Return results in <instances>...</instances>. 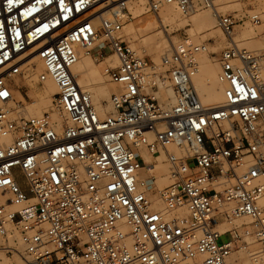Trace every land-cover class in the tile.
<instances>
[{"label": "built area", "instance_id": "1", "mask_svg": "<svg viewBox=\"0 0 264 264\" xmlns=\"http://www.w3.org/2000/svg\"><path fill=\"white\" fill-rule=\"evenodd\" d=\"M145 1L153 14L212 11L226 39L218 106L194 88L206 45L174 46L157 69L121 35L132 18L126 0H0V253L12 264H239V251L264 264V44L233 40L264 12ZM30 54L43 66L37 82L56 86L58 121L10 114L12 79ZM80 56L104 63L102 75L122 87L105 116L76 82ZM160 157L163 189L152 173Z\"/></svg>", "mask_w": 264, "mask_h": 264}, {"label": "bare ground", "instance_id": "2", "mask_svg": "<svg viewBox=\"0 0 264 264\" xmlns=\"http://www.w3.org/2000/svg\"><path fill=\"white\" fill-rule=\"evenodd\" d=\"M126 1L127 3H129L133 0H126ZM219 2L222 5H228V1L226 0H220V1L216 0L215 5L216 3L219 4ZM145 4H146L145 0H135V2H133L132 7L129 8V11L134 17L138 18L142 16V14L144 13ZM217 6H216L217 11L221 12L222 9H220L221 10L220 11L218 9L219 7L217 8ZM179 15L181 14L173 6H165L158 12V16H157L158 18L148 19L145 23L144 21L143 23L139 22V27L136 30L137 32L141 34L142 37H144L145 47L148 51H154L155 49H157V47H155L154 41L162 40V33L164 32V28L167 26L176 24L180 20ZM209 16L211 17L214 23V26L211 20L210 21L209 20L208 21H200V20L198 21L197 19L193 18V21L199 25L206 24L207 26L206 30L211 31L210 32L211 34L209 35V37L216 38L215 41L217 45L212 46L211 48L212 50H215L217 47L222 46L223 39L222 37H220V34L215 27V21H214L213 15L211 14ZM156 24H158V26H156ZM127 29H128V34L134 35L135 31L130 25L127 27ZM250 36H252L251 31H249V33L242 32L239 35L235 34L233 36V40L234 42L244 41L248 39ZM238 38L240 39L236 41V39ZM161 42L164 46H166L165 40H162ZM253 45H256V44H253ZM135 51H138V50H135ZM82 57L83 56H80L77 63L72 68V71L76 78V82L78 83L79 87L83 91H86L90 94L92 105L95 108L99 116L102 114L105 115V114L111 113L112 108L109 105V97L111 94L118 93L119 91H121L122 87L119 86L117 88L114 85L106 84L104 81L105 77L102 75L100 71H98L96 66L92 62H90L89 60L90 58L89 57L82 58ZM24 61L28 62L27 70L29 72L31 71V67H32L31 62L39 61V59L35 57V54H30L25 57ZM198 61H199V70L193 80L195 91L197 92L204 106L206 107L218 106L222 102V87L217 83V80H216V74H217L216 72L218 71V65L214 64L213 61L209 59L207 52L199 54ZM40 63L41 62L39 61V64H38L39 68L37 67V70L40 69L41 67ZM30 77L31 76H26L24 78L25 79L24 82L26 84H29L30 87H32V93H33L34 99L32 102L27 104V106L23 107V103H26V102L22 94L19 91L11 90L12 97L14 94L15 98L17 99L15 103H10L8 106L10 109V114L12 116L14 115L18 116L19 111H22V114L26 117L42 116L43 111L41 110L43 108L50 106L52 97L57 93L56 86L51 80H47L46 82H44L40 90L38 89L35 90L36 88H33V85L32 86L30 85L33 82V79ZM158 98L162 100L163 102H166L170 100L171 94L169 91L162 92L158 94ZM12 110H14V113L12 112ZM50 116L53 121H58V114L54 110H51ZM142 155L146 163L148 164L152 163V160H151L152 158L149 155L145 154L144 152H142ZM168 171H169L168 165L163 162V157H160L159 159H157V163L153 164L152 173L155 176V184L158 189H163V187H165L169 183V177H168L169 172ZM6 200L7 199L5 197L0 196V202H5ZM6 204H8V202H6ZM239 253L240 255H242L244 253L247 254L248 252L239 251ZM231 257H233V255ZM250 261L251 260L247 258V259H244L241 264H251Z\"/></svg>", "mask_w": 264, "mask_h": 264}, {"label": "rangeland", "instance_id": "3", "mask_svg": "<svg viewBox=\"0 0 264 264\" xmlns=\"http://www.w3.org/2000/svg\"><path fill=\"white\" fill-rule=\"evenodd\" d=\"M226 1H228V5H222V4H220V2H219V4L216 3V6L218 5L217 8L219 7L218 8L219 10L222 9V11L220 10L222 13H241L244 10H255L257 12H262V11L264 12V0H226ZM133 2H135V0L127 3L128 11H129V8L132 7ZM196 12L193 14H190L189 16L179 15L180 20L176 24L165 27L164 32L162 33V40H165L166 46H164L162 44V42H161L162 40H155L154 43H155V47H157V49H155L154 51H148L146 49L145 43H144V37H142L141 34L139 32H137V30H136L139 27V22L143 23V21H144V23H145L148 19L158 18L157 17L158 14H153V13L147 11L146 4L144 6V13L142 14V16H140L138 18L134 17L131 14V12L129 11L132 18L127 24L124 25L122 32H121V35H122L123 39L132 48H134L135 50H138L137 52L140 55H142L146 59H148L159 70L162 69L160 66L161 58L164 55L168 54L173 49L174 46H177L183 42H189L193 45L205 44L207 49H208L207 53H208L209 59H211L214 64L218 65L217 64L218 56H219L220 51L226 46V39L223 36V34L221 33V31L216 28L220 34V37H222V39H223V44L221 47H217L215 50H212L211 49L212 46L217 45V43L215 41L216 38H212V37L210 38L209 37V35L211 34L210 33L211 31L206 30V27H207L206 24L205 25H199L193 21V18L197 19L198 21L199 20L200 21H208V20L212 21L211 17L209 16L212 14V11L199 10ZM135 24H136V26H135ZM212 24L214 26L213 21H212ZM129 25L135 31L134 35L128 34L127 27ZM156 26H158V24H156ZM249 31L252 32V36H250L249 38L247 37L248 39H246L244 41H239V42L237 40H239L240 38H238V39H236V41H237L236 43L240 47H243V48H246L249 50L260 49V47L264 43V23L261 24L260 26H254V25H251L249 23H245L244 25L237 26L235 28V34L236 35H239L242 32L249 33ZM143 43H144V45H143ZM252 43L256 44V45H253ZM141 49H142V51H141ZM105 52L107 53L108 50H106ZM82 58H84V57H82ZM89 60H90V62H92L96 66L98 71H100L101 66L104 63L101 64V63L95 62L93 58H90ZM38 64H39V61L31 62V65L33 67V68L31 67V71L28 72V70H27V72H25L23 75L16 76L12 79L13 90L19 91L22 94V96L24 97V100L26 102V103H23V107L27 106V104L32 102L34 99L33 93H32V87H30L29 84H26L24 82V80H25L24 78L26 76H31L30 78L33 79V82L30 85L31 86L33 85V88H36L35 90H37V89L40 90L42 88V84H39L37 82V75L39 73L43 72V67L40 63L41 67H40V69L37 70ZM104 81L106 84L114 85L117 88L119 87V85H115V84L110 83L107 78H105ZM16 101H17V99L15 98V96L13 94V102L12 103H15ZM51 107L52 106L50 104V106L43 108L41 111H43V114L50 113L52 110ZM19 115L24 116L22 114V111H19ZM105 115L102 114L100 116H105ZM24 117H26V116H24ZM227 239H228V236H223L219 239V242L220 243L225 242V241H227ZM232 258L238 259V262H240V264H241L244 259H247L249 257L245 253L240 255V253L237 252V253L233 254ZM0 264H12V260L9 259L8 257H5L2 253H0Z\"/></svg>", "mask_w": 264, "mask_h": 264}]
</instances>
